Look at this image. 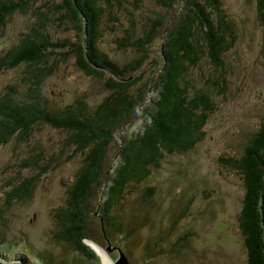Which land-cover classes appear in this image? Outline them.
Instances as JSON below:
<instances>
[{"label":"rangeland","instance_id":"rangeland-1","mask_svg":"<svg viewBox=\"0 0 264 264\" xmlns=\"http://www.w3.org/2000/svg\"><path fill=\"white\" fill-rule=\"evenodd\" d=\"M181 1H173L167 8L157 0H124L116 21L106 23L110 29L103 27L98 47L122 66L139 57L132 47L119 42L125 30L136 38L154 25V20H160L146 45L147 57L124 75L131 79L129 90L136 93L143 89L145 100L118 121L108 137L102 167L92 169L90 192L78 195L85 233L82 242L93 257L53 237L59 230L53 212L63 205L83 155L65 141L62 131L41 124L27 142L0 144V261L34 264V258L45 264H104L88 243L92 241L111 264H245L236 220L243 187L238 172L224 159L241 153L264 116V27L254 0H219L232 24L234 40L223 55L222 91L213 94L214 108L202 127L203 136L186 152L164 155L142 182L125 187L121 199L106 213L122 225L121 237L109 231L104 235L101 230L103 195L98 193L105 188L108 174H114L118 146L146 123L159 83L164 28L170 17L178 18ZM52 2L55 0H36L31 7L44 11L45 3L51 6ZM54 16L50 15L48 32L56 38L72 37V31L55 22ZM33 21L30 10L5 17L0 27V56ZM47 63L51 71L41 80L39 91L54 105L77 96L94 104L107 93L105 73L100 78L87 75L70 56L54 67L50 58ZM23 67L0 68V90L17 81ZM204 69H208L205 63L192 75L199 77ZM24 178H32L30 196L8 199L6 192ZM127 227L133 230L130 237L126 236Z\"/></svg>","mask_w":264,"mask_h":264},{"label":"trees","instance_id":"trees-1","mask_svg":"<svg viewBox=\"0 0 264 264\" xmlns=\"http://www.w3.org/2000/svg\"><path fill=\"white\" fill-rule=\"evenodd\" d=\"M35 1L0 0V27L14 11L30 10L34 18L0 56L1 69L24 66L18 80L0 90V144L9 140L27 142L34 128L43 124L62 131L65 141L80 150L83 157L66 189L63 205L53 212L59 226L53 237L90 258L93 255L82 242L85 233L78 195L90 192L92 169L102 167L108 137L120 124L118 121L145 100L143 89L136 93L129 90L131 79L124 75L127 69L136 70L147 57L146 45L158 30L160 20H154V25L144 28L143 34L136 38L125 30L119 42L132 47L139 57L121 66L101 51L98 43L103 27L110 29L106 23L116 21L120 15L124 0H55L51 6L45 3L44 11L31 7ZM157 1L168 8L176 0ZM181 3L177 5L178 18L170 17L164 28L166 36L159 49V83L146 123L139 133L123 139L118 146L114 174H108L105 188L98 193L103 195L101 208L105 218L101 216L100 224L104 235L108 231L118 236L123 234L122 225L106 213L121 199L125 187L131 182H142L159 166L164 155L192 149L203 136L202 127L213 111V94L222 91L223 55L234 40L232 24L219 0H182ZM254 6L264 27V0H254ZM50 15H55V22L70 29L73 36L56 38L49 33ZM68 56L87 75L100 78L105 73L102 77L107 93L94 104H89L86 97L77 96L54 105L40 93V82L51 71L49 58L54 67ZM204 63L208 67L205 73L199 77L192 75ZM224 161L238 172L243 187L236 220L245 247V264H264V116L245 141L241 153ZM44 170L45 167L41 171ZM31 181L32 178H24L12 186L6 192L8 199L28 198ZM132 232L127 227L126 236L130 237ZM31 261L45 264L34 258Z\"/></svg>","mask_w":264,"mask_h":264},{"label":"bare ground","instance_id":"bare-ground-1","mask_svg":"<svg viewBox=\"0 0 264 264\" xmlns=\"http://www.w3.org/2000/svg\"><path fill=\"white\" fill-rule=\"evenodd\" d=\"M88 243L102 256L104 264H111L110 258L106 255V253L98 244L92 241H89Z\"/></svg>","mask_w":264,"mask_h":264},{"label":"water","instance_id":"water-1","mask_svg":"<svg viewBox=\"0 0 264 264\" xmlns=\"http://www.w3.org/2000/svg\"><path fill=\"white\" fill-rule=\"evenodd\" d=\"M0 260H1V259H0ZM0 264H16V263H11V262L0 261Z\"/></svg>","mask_w":264,"mask_h":264}]
</instances>
